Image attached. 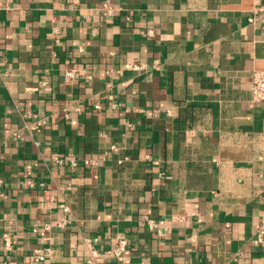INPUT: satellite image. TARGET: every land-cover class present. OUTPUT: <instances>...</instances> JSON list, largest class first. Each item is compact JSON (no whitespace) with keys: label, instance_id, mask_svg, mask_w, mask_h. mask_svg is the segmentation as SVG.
<instances>
[{"label":"crops","instance_id":"obj_1","mask_svg":"<svg viewBox=\"0 0 264 264\" xmlns=\"http://www.w3.org/2000/svg\"><path fill=\"white\" fill-rule=\"evenodd\" d=\"M2 1L0 264H264V0Z\"/></svg>","mask_w":264,"mask_h":264},{"label":"built area","instance_id":"obj_2","mask_svg":"<svg viewBox=\"0 0 264 264\" xmlns=\"http://www.w3.org/2000/svg\"><path fill=\"white\" fill-rule=\"evenodd\" d=\"M3 8V1L0 0V10ZM256 18L252 17L249 18V21H255ZM66 76L69 79H74L77 76V70L75 69H70L66 73ZM252 95H253V100L257 102L264 103V71H255L253 74V85H252ZM96 109H100V105H96ZM71 166H76L77 163L74 161H71ZM27 169L29 170L28 172L31 173L33 170V167L31 165L27 166ZM148 226L150 229L157 230L158 235L161 237L164 234V231L159 228V224L154 221V220H149L148 221ZM48 229V227H46ZM6 247L7 249H11V243L6 236ZM128 250V240L123 238L120 239L115 246L113 247L111 253L112 257L116 259L122 258L125 253ZM95 252V251H94ZM34 259L36 262L43 261L45 259V254L41 253L40 251H36V254L34 256Z\"/></svg>","mask_w":264,"mask_h":264}]
</instances>
